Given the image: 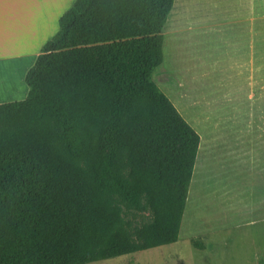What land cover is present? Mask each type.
Returning a JSON list of instances; mask_svg holds the SVG:
<instances>
[{"label":"trees","instance_id":"1","mask_svg":"<svg viewBox=\"0 0 264 264\" xmlns=\"http://www.w3.org/2000/svg\"><path fill=\"white\" fill-rule=\"evenodd\" d=\"M173 4L74 0L26 97L0 104V264H93L178 241L200 137L151 80Z\"/></svg>","mask_w":264,"mask_h":264},{"label":"rangeland","instance_id":"2","mask_svg":"<svg viewBox=\"0 0 264 264\" xmlns=\"http://www.w3.org/2000/svg\"><path fill=\"white\" fill-rule=\"evenodd\" d=\"M162 35L151 80L200 137L179 239L93 264H264V0H174Z\"/></svg>","mask_w":264,"mask_h":264},{"label":"crops","instance_id":"3","mask_svg":"<svg viewBox=\"0 0 264 264\" xmlns=\"http://www.w3.org/2000/svg\"><path fill=\"white\" fill-rule=\"evenodd\" d=\"M49 1L56 2L0 0V104L20 101L27 95L23 81L25 73L49 38L46 29L54 30L56 24L58 29V20L62 16L57 20L47 16L48 11L44 8Z\"/></svg>","mask_w":264,"mask_h":264}]
</instances>
